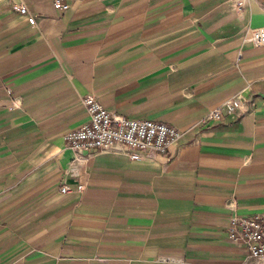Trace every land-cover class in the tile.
I'll list each match as a JSON object with an SVG mask.
<instances>
[{
	"label": "crops",
	"instance_id": "obj_1",
	"mask_svg": "<svg viewBox=\"0 0 264 264\" xmlns=\"http://www.w3.org/2000/svg\"><path fill=\"white\" fill-rule=\"evenodd\" d=\"M53 1L0 0V264H251L228 227L264 212V0ZM247 86V112L201 123ZM87 95L181 138L80 160Z\"/></svg>",
	"mask_w": 264,
	"mask_h": 264
},
{
	"label": "built area",
	"instance_id": "obj_2",
	"mask_svg": "<svg viewBox=\"0 0 264 264\" xmlns=\"http://www.w3.org/2000/svg\"><path fill=\"white\" fill-rule=\"evenodd\" d=\"M237 9L245 6L249 0H232ZM55 10L65 12L68 5L62 0H54ZM17 12L26 18L30 26L35 25V16L25 6H19ZM246 40L259 48L264 46V28L247 30ZM247 86L222 104L213 108L201 123L219 122L224 116L234 117L247 112L254 106ZM88 121L80 128L64 135L65 145L78 159L87 160L100 153L122 155L131 161L153 160L156 156L168 153L181 138L175 128L149 120H129L115 115L102 107L97 98L87 95L82 99ZM83 186L77 187V192ZM67 185L59 188L60 194L71 193ZM228 239L240 245L246 253V261L251 264H264V212L245 218L237 214L229 218Z\"/></svg>",
	"mask_w": 264,
	"mask_h": 264
}]
</instances>
